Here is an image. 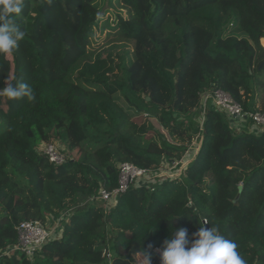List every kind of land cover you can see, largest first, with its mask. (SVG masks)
I'll return each instance as SVG.
<instances>
[{"label": "trees", "instance_id": "16d2710c", "mask_svg": "<svg viewBox=\"0 0 264 264\" xmlns=\"http://www.w3.org/2000/svg\"><path fill=\"white\" fill-rule=\"evenodd\" d=\"M102 1L112 22L101 24L100 0H24L26 35L0 55V86L36 94L0 105V264H136L149 244L160 264L174 229L190 239L204 221L246 264H264V129L213 105L197 119L215 89L264 113V0ZM106 28L117 60L91 49ZM54 142L62 164L39 150ZM124 163L155 174L178 164L179 174L133 184L106 207L97 197L118 187ZM61 217V236L32 258L12 250L22 222Z\"/></svg>", "mask_w": 264, "mask_h": 264}, {"label": "clouds", "instance_id": "9594fccd", "mask_svg": "<svg viewBox=\"0 0 264 264\" xmlns=\"http://www.w3.org/2000/svg\"><path fill=\"white\" fill-rule=\"evenodd\" d=\"M24 7V0H0V55L19 47L26 32L16 22ZM0 96L9 100L27 98L35 101L33 88L25 82L7 83L0 88ZM204 221L189 239L188 229H174L163 241L159 251L160 264H246L237 251L234 240L226 239ZM152 245L143 249L142 264H152Z\"/></svg>", "mask_w": 264, "mask_h": 264}, {"label": "built area", "instance_id": "2783aa9c", "mask_svg": "<svg viewBox=\"0 0 264 264\" xmlns=\"http://www.w3.org/2000/svg\"><path fill=\"white\" fill-rule=\"evenodd\" d=\"M208 100L212 102V105L215 106L217 110L225 113L230 119H232L238 127L249 120L252 122L253 130L264 129V113L247 114L243 108L225 92L215 89L210 92L208 96H205V105L208 103ZM43 152L48 156L51 163L62 164L66 161V156L61 153L54 144L46 145ZM175 166L177 167L178 164ZM119 169L118 187L112 191L102 189L97 197V199L105 206L115 202L116 198L128 191L131 185H138L141 181H144L145 183L152 182L158 178L157 175L162 173L155 174L128 163L121 164ZM149 178L153 180H150ZM90 201H93V199H90ZM64 219L65 218H63V220ZM17 232L18 244L12 250L21 251L29 258H32L37 252H39L46 243L60 237V232L57 233L38 221L22 222L17 227ZM107 257L110 258L111 254L107 253Z\"/></svg>", "mask_w": 264, "mask_h": 264}, {"label": "rangeland", "instance_id": "374dc122", "mask_svg": "<svg viewBox=\"0 0 264 264\" xmlns=\"http://www.w3.org/2000/svg\"><path fill=\"white\" fill-rule=\"evenodd\" d=\"M100 4L102 5V7L104 6V19L102 20L101 24L104 23L106 20H110V22H112V19H114V10L112 8H110L108 5H105V2H103L102 0H100ZM116 5V3H115ZM262 44V42H261ZM119 43L115 41L114 35H113V31L110 30L109 28H106L103 32H96V35L94 37V42L91 46V49H93L94 51H97L98 53L102 54V58H108L109 53L112 54V56L117 60L116 58V54L118 52H120V49L115 50L113 47L114 46H118ZM263 46V45H262ZM264 47V46H263ZM132 49V46L129 47ZM9 57L11 58V56L9 55ZM11 83V82H10ZM3 86H0V88H2ZM210 94V92L205 93V95L203 96V101H202V109H201V115L197 118L198 121L200 123H202L203 120V114L205 112V108L206 106L210 107L212 106V102L210 100H208V105H205V96H208ZM22 99L19 100H9L6 97L0 96V105H4L8 111H13L17 108L19 102H21ZM211 102V103H210ZM150 120L152 121V123L156 126L157 129H160L162 134L165 135V137L173 142L174 140L171 139L168 136L167 131H165L164 129H162L159 125V123L157 122V120L153 117H150ZM238 128V127H237ZM59 150H60V143L58 142H54L53 143ZM48 145V144H42L39 147V150H41L43 152L44 147ZM196 147H197V140L193 141V145L192 147L189 149L188 154L185 156V158L183 159V166L184 168H186L188 162H190L192 160V158L195 156L196 153ZM44 153V152H43ZM176 164H166L165 165V169H162V173L160 175H157L158 178H156L154 181H152L151 183H156L159 184L161 183L163 180H166V178H171L176 176L177 174H179L178 171V167L175 166ZM150 180H153L151 178H149ZM148 183V182H147ZM114 203V202H113ZM111 205V204H109ZM108 207V206H106ZM64 216H68V214H65ZM63 218L66 217H61L59 219H56L55 221L50 222V219L47 220V223L45 224L46 227L50 228L51 230L56 231L57 233L60 232L59 236H61V229H62V224H63ZM143 258L142 257H137L135 260L136 264H142Z\"/></svg>", "mask_w": 264, "mask_h": 264}, {"label": "water", "instance_id": "95a60500", "mask_svg": "<svg viewBox=\"0 0 264 264\" xmlns=\"http://www.w3.org/2000/svg\"><path fill=\"white\" fill-rule=\"evenodd\" d=\"M239 197V196H238ZM238 197L236 198V200H234V202L236 203L237 202V200H238Z\"/></svg>", "mask_w": 264, "mask_h": 264}]
</instances>
